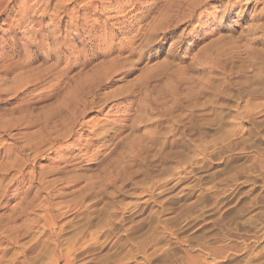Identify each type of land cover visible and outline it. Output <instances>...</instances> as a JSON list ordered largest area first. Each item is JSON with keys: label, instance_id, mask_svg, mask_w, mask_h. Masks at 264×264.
Segmentation results:
<instances>
[{"label": "rangeland", "instance_id": "rangeland-1", "mask_svg": "<svg viewBox=\"0 0 264 264\" xmlns=\"http://www.w3.org/2000/svg\"><path fill=\"white\" fill-rule=\"evenodd\" d=\"M0 264H264V0H0Z\"/></svg>", "mask_w": 264, "mask_h": 264}]
</instances>
